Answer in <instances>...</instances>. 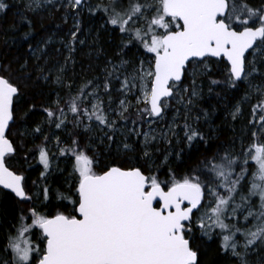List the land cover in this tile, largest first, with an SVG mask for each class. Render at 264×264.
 I'll list each match as a JSON object with an SVG mask.
<instances>
[{
  "label": "snow or ice",
  "instance_id": "obj_1",
  "mask_svg": "<svg viewBox=\"0 0 264 264\" xmlns=\"http://www.w3.org/2000/svg\"><path fill=\"white\" fill-rule=\"evenodd\" d=\"M10 7L0 0V14ZM22 9L30 30L29 14L53 9L71 25L63 62L50 64L51 38L29 43L35 79L28 59L0 62V193L21 206L0 264H218L209 241L227 264H264V0H23ZM85 15L99 19L94 44L102 32L117 42L101 72L74 87L67 73L87 42ZM37 81L46 93L29 91ZM205 86L231 94L233 124L250 105L239 148L234 138L212 150L220 129L201 106ZM33 160L42 170L29 184Z\"/></svg>",
  "mask_w": 264,
  "mask_h": 264
},
{
  "label": "trees",
  "instance_id": "obj_2",
  "mask_svg": "<svg viewBox=\"0 0 264 264\" xmlns=\"http://www.w3.org/2000/svg\"><path fill=\"white\" fill-rule=\"evenodd\" d=\"M11 7L7 10L6 14H0V62L7 63L12 62L14 66L18 63H22L25 59L29 60V70L33 71V78L35 79V61L31 58V53L29 50V43L35 48L37 46L43 47V43L48 38L51 41L67 40L68 28L71 25V20L69 24L65 25L62 20L63 10L56 12L54 9L51 12H42L40 15H32L33 28L30 30L26 23L20 22V13L23 11L22 4L8 0ZM258 3V0H254ZM15 25V27H14ZM57 25H60L57 28ZM99 27V19H90L87 15L83 18V28L84 31L81 34V38L84 37L87 43L82 46H78L77 52L74 54V58L77 61L75 66V73L73 75L72 66H69V71L67 77L70 80H74L75 86H78L81 81V76L84 78H91L92 76L98 75L105 63L106 58L114 57V50L116 45V40L106 32H102L100 35V40L97 43H93V37L96 35V30ZM91 30V31H90ZM31 31L32 35L29 37L28 41L23 40V35L26 32ZM50 43L45 48L48 53V58L50 64L59 60L63 62V56L67 55V51L60 44ZM56 49H60V53L56 52ZM97 49H102L99 53ZM90 54V55H89ZM43 59L40 61L43 64ZM89 65H91V70H89ZM36 87L30 88L31 92H47L48 86L42 81L36 82ZM204 100L202 101V107L212 110L215 109L213 115V127L219 128L220 141L213 143V151L215 150V145L217 143H228L232 139H238L241 134L242 123L239 121L235 124L228 117V112L231 110V104L235 103V100L231 98V94H228L227 99H218L216 93L220 91L219 88L213 90L212 93H206L208 91L207 86H205ZM207 90V91H206ZM224 96V93H221ZM239 97L240 93L235 94ZM39 119L40 117H34ZM201 127L207 128L206 125L202 124ZM235 127V132L232 128ZM39 143V141H37ZM32 145L29 144V147ZM163 147V145L161 146ZM198 158V153H193L190 164H195ZM33 168L27 173L29 176V184L31 180H35L39 176V172L42 167L32 161ZM18 166V165H17ZM186 165H179V170L183 171ZM61 168L65 167V164L61 162ZM69 170V169H68ZM67 176V172L63 175L60 173H55L48 183L53 189L63 188L64 179ZM54 195V193H53ZM55 202V201H54ZM19 205H17L13 195L11 193L3 194L0 193V248H3L7 234L11 230V224L15 223V217L19 211ZM207 248L209 250V259H218V264H227L225 258H217L215 256L217 243L210 241L207 243ZM260 256L264 257V251L260 253ZM253 264H260V257H252Z\"/></svg>",
  "mask_w": 264,
  "mask_h": 264
},
{
  "label": "rangeland",
  "instance_id": "obj_3",
  "mask_svg": "<svg viewBox=\"0 0 264 264\" xmlns=\"http://www.w3.org/2000/svg\"><path fill=\"white\" fill-rule=\"evenodd\" d=\"M10 1H13V2H16V3H19V4H22L23 0H10ZM85 38V37H84ZM61 41V40H60ZM60 41H53L52 43H55V44H60ZM87 43V42H86ZM206 88H204V91H205ZM207 91V90H206ZM208 93V91L206 92ZM249 108H250V105H245L244 106V112H245V115L243 118H241L240 122L242 123V127H241V130L243 129L244 127V123L246 122L247 118H248V115H249ZM241 132V131H240ZM240 137V136H239ZM239 138L237 139V148H239V142H238ZM69 171H70V168H69ZM210 242V241H209Z\"/></svg>",
  "mask_w": 264,
  "mask_h": 264
}]
</instances>
